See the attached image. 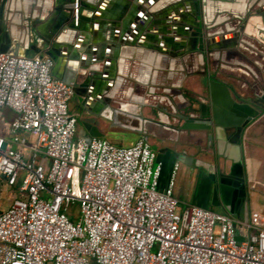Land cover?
Instances as JSON below:
<instances>
[{"label": "built area", "instance_id": "2783aa9c", "mask_svg": "<svg viewBox=\"0 0 264 264\" xmlns=\"http://www.w3.org/2000/svg\"><path fill=\"white\" fill-rule=\"evenodd\" d=\"M52 68L0 53V264H264V213L181 207L148 141L78 137Z\"/></svg>", "mask_w": 264, "mask_h": 264}, {"label": "crops", "instance_id": "0c3cea01", "mask_svg": "<svg viewBox=\"0 0 264 264\" xmlns=\"http://www.w3.org/2000/svg\"><path fill=\"white\" fill-rule=\"evenodd\" d=\"M82 1L88 5L82 15L90 21H82L80 27L76 23L75 26L79 27L77 36L64 41L72 48L66 44L61 46L62 55L54 63L52 72L60 77L73 72L77 83L88 80L86 92L89 101L83 119L93 120L104 135L103 138L111 142L123 138L126 142L131 141L126 144L130 146L146 138L156 153L157 161L163 166L161 189L167 187L177 165L173 193L181 207L196 205L231 216L224 208L218 189V170L222 165L224 171L230 172L227 175L228 187L239 189L244 186L246 191L244 204L241 202L237 210L240 218L231 216L237 226H245L246 217L250 219L254 212L264 213V188L256 190L258 181L264 184V47L257 40L242 35L238 21L251 15L248 22L262 25L264 0H244L241 7L227 10L226 15L220 14L222 20L216 25L217 29L209 30L215 39L213 49L205 53L204 59L192 53L181 61L164 58L156 51L155 43L152 45L153 51L147 52L144 49V35L141 31L148 25L155 27L157 21L153 15L158 7L154 5L148 8L149 0ZM64 4L65 0H7L4 9L13 21L11 42L22 46L19 41L24 35L26 22L34 21L41 35L65 24ZM142 10L151 17L147 19ZM260 11L263 12L262 17L258 16ZM231 16L236 17L235 23L227 22ZM126 31L135 32V36L130 37ZM124 35H128L127 41L132 44L117 53L115 46ZM87 56L91 59L90 66L87 70H81L80 66L87 60ZM164 65L169 67L165 78ZM178 72H186L184 75L188 82L197 80V86L186 87L197 95L195 100L181 107L185 110L190 108L189 115L194 118L198 117L199 101H208L207 85L212 80L226 85L231 99L248 104L259 111L258 116L252 119L240 135L235 127L227 126L220 139L215 137L214 129L181 130L180 126L187 116L179 118L180 107L175 105L170 95L173 89L180 88ZM195 73L198 75L196 79L191 77ZM164 79L167 84H164ZM187 81L182 84L187 86ZM219 99L217 106L224 116L228 109ZM80 102L79 98L72 99V113H78ZM110 109H127L137 113L140 121H136V124L139 125L135 130L126 129L121 124L108 127L104 119L106 111ZM4 114L10 118L12 116L8 111ZM229 115L235 117L232 113ZM223 119L229 120L226 116ZM210 134L213 136L212 143L208 138ZM77 136L89 139L81 130H77ZM236 174L243 176V182ZM6 206V201H0V207Z\"/></svg>", "mask_w": 264, "mask_h": 264}, {"label": "water", "instance_id": "95a60500", "mask_svg": "<svg viewBox=\"0 0 264 264\" xmlns=\"http://www.w3.org/2000/svg\"><path fill=\"white\" fill-rule=\"evenodd\" d=\"M142 1V0H140ZM139 1V2H140ZM164 2L166 0H149L147 2V7L151 6H157L158 8L162 7ZM238 0H198V20L200 21L197 27L195 28V32H193L191 35L194 38L193 39V48L192 52L195 54H198L202 59L205 57L206 52H210L213 48V44L215 42V39L213 38V35L209 33L210 29H213L218 25L216 21L212 20L208 17V10L207 5L210 4L214 9H219V4H235ZM6 0H2L0 3V11L3 12L5 8ZM229 5V6H230ZM64 10L68 13L69 17L68 19L71 20L69 22V25L73 28L80 27V23L82 21H90V19L84 17L82 15V12L84 9L88 8V5L82 1V0H65V4L63 5ZM164 8V7H162ZM217 14H227V10H220L217 11ZM0 12V16L1 13ZM142 12L146 15L147 19L151 17V15L146 14V11ZM75 14V15H74ZM263 12L260 11L259 17H262ZM251 17V15H248V17L240 18L239 23V30L242 32V35H245L246 37H252L253 39L257 40L261 45L264 46V23L261 25L260 23L251 24V22H248V19ZM68 21V20H66ZM78 24L79 27H76L74 23ZM214 22V23H212ZM225 21H222V23ZM75 26V27H74ZM203 28L207 30L206 32L203 31ZM130 37L135 36V32L133 31H126ZM128 35H124L121 39H119V43L116 44V52L118 53L121 48H125L126 46H130L132 43H128ZM239 37V35H237ZM127 38V39H126ZM20 45L18 43H12L10 40V36H7L6 38L2 39L0 38V53H7L9 55L13 56H21V54L18 52ZM58 48V47H57ZM120 55V54H119ZM40 56H46L54 61V63L57 62V58L53 56L51 51H48L45 49V52L43 55ZM100 57V56H99ZM99 60V58L97 59ZM91 59L89 56H87V60L80 66L81 70H87L90 66ZM51 75L53 78L59 79L65 84L72 85L75 83L76 75H74L73 72L68 74L66 77H60L59 75L55 74L51 71ZM88 80H85L83 83L86 86L88 83ZM82 83V84H83ZM83 85V86H84ZM208 101L207 103H203L199 101L198 103V117L194 118L193 115H188L187 119L183 123V125L180 126L181 130H197V131H211L214 129L215 137L217 139H220L221 133L223 129L227 128V126L235 127L239 135L242 133L243 129L252 121L253 118L257 117L259 114V111H255L252 109L248 104L243 103L242 101L240 103L234 101L230 97V91L228 87L222 83H220L217 80L209 81L208 83ZM77 97L81 100L80 102V110H84L82 113L85 114L86 112V96L82 94H78L79 92H76ZM219 100L223 101V105H225L226 109L228 111H225L226 114L224 116L228 117V121H224V116H222V111L217 106V101ZM242 100V99H238ZM234 114L235 117L229 114ZM232 118V119H231ZM235 118L236 120H234ZM80 127L82 132L89 138H103L104 135L100 133L99 129L95 126V122L91 119L80 122ZM209 141L212 143V134L209 135ZM144 141H147L146 138L143 137ZM218 151L220 149V146L218 144ZM230 173V172H229ZM228 172L224 171L223 166L220 165L218 174L220 175L218 178V189L220 191L223 205L225 210L233 217V218H240L237 216V210L242 202L244 204V201L246 199V191L244 189V186H241V188L236 189H230L228 187L227 183V175H229ZM235 176H238L241 178V182H243L242 175L236 174ZM231 196V197H229ZM231 198V199H229ZM229 199V200H228ZM244 206V205H243ZM246 208V205H245ZM247 223L249 222L248 217Z\"/></svg>", "mask_w": 264, "mask_h": 264}, {"label": "flooded vegetation", "instance_id": "af4514ba", "mask_svg": "<svg viewBox=\"0 0 264 264\" xmlns=\"http://www.w3.org/2000/svg\"><path fill=\"white\" fill-rule=\"evenodd\" d=\"M1 1L2 0H0V3ZM162 7H159L155 15H153V17L157 19L155 27H149L148 25L146 29L144 28L141 31L144 35V49L147 52L153 51L152 45L155 43L157 45L156 51L163 55L164 58H175L181 61L183 58L193 53L192 48L194 38L191 34L195 32V28L200 22L197 18L199 9L198 0H166ZM216 10L212 7L210 13L209 11L207 12L208 17L212 20H217L220 16V14L216 13ZM217 11H220V9ZM1 13L0 38L4 39L12 33L11 28L13 26V21L11 18L12 16L7 14V10L4 9ZM68 17L69 15L66 12L64 15L65 21L68 20L65 23L66 25H58L46 35H41V33L35 28L36 23H33L34 21L31 23L26 22L23 27L24 35L19 41L22 45L18 49L21 56H40L41 54L43 55L45 49H47L58 59L62 55V45L66 44V46L69 45L72 48L69 43H65L64 41H69L70 39L76 37L78 30L69 25L71 20H69ZM236 20L235 16H231L227 22L235 23ZM238 21L240 22V19H238ZM74 25L76 24L74 23ZM203 31L206 32L207 30L203 28ZM246 38L254 40L252 37ZM51 61L54 65V61L52 59ZM82 83H77L76 79L75 83L71 85L73 89L72 99L78 100L76 92H79L78 94L86 96L85 104H87L89 101L88 93L86 92L87 85L85 86L84 83ZM77 110V114H72L76 117L77 130H81L80 122L89 120V118L83 119L85 115H83L82 112L84 110ZM134 113L135 112L132 113V111L127 109H110L106 111L107 116H105L104 122L108 124V127H115L118 124H121V126L126 129L135 130L139 125L136 124V121L139 123L140 118L137 113Z\"/></svg>", "mask_w": 264, "mask_h": 264}, {"label": "rangeland", "instance_id": "374dc122", "mask_svg": "<svg viewBox=\"0 0 264 264\" xmlns=\"http://www.w3.org/2000/svg\"><path fill=\"white\" fill-rule=\"evenodd\" d=\"M215 29H217V28L214 27L213 30H215ZM167 65H164V74H163L164 78L166 77V73L169 71V67ZM178 73H179L178 74L179 75L178 76V81H179L180 88L173 89L174 90L173 91L174 93L172 92V94H170V95L173 96L174 101L176 103L175 105L178 106V107H180V109L178 111L179 112V114H178L179 115V118H183V117H186V116L189 115L190 108H188L187 110H185V109H181V107H183L185 105V103L192 104V101L195 100L194 97L197 96V95H194L192 93V90H189L186 87H194V86H197L196 85L197 83L195 82L197 80H192V81L189 80L190 82H188L187 79H185V75H184L186 72L184 74L183 73L181 74V72H178ZM197 76L198 75L196 73L195 74H191V77H195V79L197 78ZM184 81H187L186 82V83H188L187 86H185L184 84H182V83H184ZM168 82H169V86H170V81H168ZM190 83H191V85H190ZM164 84H167V83H165V79H164ZM129 142H131V141L126 142L123 138H120V139H115L112 143L115 144V145H117V146H120V147H126L127 146L126 144H128ZM260 188H264V184L261 183V181H258V185L256 186V190L257 189H260Z\"/></svg>", "mask_w": 264, "mask_h": 264}, {"label": "bare ground", "instance_id": "6f19581e", "mask_svg": "<svg viewBox=\"0 0 264 264\" xmlns=\"http://www.w3.org/2000/svg\"><path fill=\"white\" fill-rule=\"evenodd\" d=\"M244 0H238V2L237 3H235V4H222V3H220L219 4V9L220 10H228V11H230V10H235V7H237V6H240L241 7V5H243L244 3ZM230 5V6H229ZM212 9V5H210V4H208L207 5V10L209 11V13H210V10ZM222 19L221 18H218L217 20H215L217 23H219L220 21H221Z\"/></svg>", "mask_w": 264, "mask_h": 264}, {"label": "trees", "instance_id": "16d2710c", "mask_svg": "<svg viewBox=\"0 0 264 264\" xmlns=\"http://www.w3.org/2000/svg\"><path fill=\"white\" fill-rule=\"evenodd\" d=\"M92 264H96V263L93 261Z\"/></svg>", "mask_w": 264, "mask_h": 264}]
</instances>
